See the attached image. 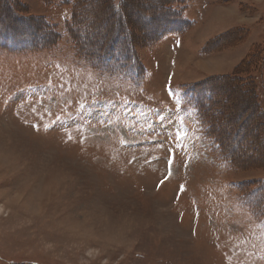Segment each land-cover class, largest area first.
Masks as SVG:
<instances>
[{"label":"rangeland","instance_id":"374dc122","mask_svg":"<svg viewBox=\"0 0 264 264\" xmlns=\"http://www.w3.org/2000/svg\"><path fill=\"white\" fill-rule=\"evenodd\" d=\"M159 1L88 4L81 38L114 37L92 62L70 6L0 0L23 46L61 37L0 50V264H264V0Z\"/></svg>","mask_w":264,"mask_h":264},{"label":"trees","instance_id":"16d2710c","mask_svg":"<svg viewBox=\"0 0 264 264\" xmlns=\"http://www.w3.org/2000/svg\"><path fill=\"white\" fill-rule=\"evenodd\" d=\"M96 1H100V0H47V4L48 6H70V12H71V16L68 19V23L66 24V29L64 30L66 37L70 39L72 46H73V50L75 55L77 56L78 59H83V60H87V61H92L96 58H98L100 56V54L103 53H108L109 49L112 45V42L114 40V37L110 35V31H111V26H107L106 28V37H104V40L102 41V39H99L100 37L98 35L94 36L92 39H85L86 37H84L83 39L81 38V26L83 23V15L82 12H84L86 6H88V4L90 3H94ZM188 1L190 0H169V1H164V0H160L159 1V5L158 7H156L157 12H159L160 10L166 9V10H170L169 7L173 6V5H177L178 3H180L181 5L186 4ZM101 4L102 7V3L103 2H99ZM105 4V3H104ZM126 4V0L122 1V4L119 5L113 3V0L109 2V6L111 8V15H113V17L118 20V19H122L119 18V15L117 13V11L119 10L120 13L122 14L123 9H121L120 7H124V5ZM152 5H150L149 7H151ZM10 7V5H9ZM9 7H6L5 9H8ZM12 8V7H10ZM154 8V6H153ZM100 9V8H99ZM102 9V8H101ZM98 13H100V11L98 9H96ZM103 11V10H101ZM10 12L14 13V9L10 10ZM96 11L92 13V16L94 18L95 13H97ZM169 12V11H167ZM102 13V12H101ZM172 15H175L176 18V13L174 11H172L171 17ZM180 16V15H179ZM21 16H17V22H22L25 23L26 20H23L20 18ZM123 22V20H122ZM45 25V23H43ZM47 25V24H46ZM48 26V25H47ZM187 28V26H182L181 29H179V33L185 31V29ZM91 30V29H90ZM169 30V29H168ZM166 30V32L168 31ZM52 31L53 33L49 32V35H44V33L38 31L37 33L32 32V34L29 33V36L31 37L30 40L27 42V44H24V40L28 39L27 36L25 37V33H20L17 31L16 26L14 25V23H9L8 20L6 18H0V50H5V52H12V53H21V51L24 49L26 53H36V52H40L42 50H47L52 48L53 46L57 45L56 43L59 41L60 35L59 33L56 34V32L54 31V28L52 27ZM55 32V33H54ZM123 32L125 33L126 31L123 30ZM170 32V31H168ZM178 32V29H177ZM37 34L40 36L39 38L43 39L42 41L39 42L38 40V36ZM48 37V38H47ZM110 37V38H108ZM124 37V35H123ZM123 37H121L123 39ZM32 38H34V40H31ZM37 38V40H36ZM119 38V39H121ZM95 40V41H94ZM96 40H101L102 43H98L95 44ZM122 43L125 44L124 39L121 40ZM94 42V44L92 43ZM21 43V44H20ZM133 57V54H130ZM120 59H118L119 61ZM123 62V61H122ZM211 88V85L209 84H198L194 87L193 90H202L203 88ZM194 99L198 100L196 98V94L194 93ZM211 106V104H210ZM204 107V106H203ZM200 111H201V115H202V108L200 107ZM221 143H225V141L220 140ZM219 141V143H220ZM221 145V144H220ZM225 147V144H224ZM223 150V149H222ZM231 165H235L236 161H234V159H231ZM261 185H263L264 180L261 182ZM244 191H248L246 189H244ZM260 192V191H259Z\"/></svg>","mask_w":264,"mask_h":264},{"label":"snow or ice","instance_id":"6c2138e0","mask_svg":"<svg viewBox=\"0 0 264 264\" xmlns=\"http://www.w3.org/2000/svg\"><path fill=\"white\" fill-rule=\"evenodd\" d=\"M176 104H177V106H180V101L179 100H177L176 101ZM82 107H83V105H82ZM179 110V107H177V111ZM148 129H150V131H149V135H155L156 133H155V129H153L152 128V126H151V124H149L148 125ZM148 129H146V130H148ZM165 131H170V129H165ZM161 134H163V133H161ZM168 137H166V139H167ZM69 139H71L70 137H69ZM170 139H173V140H175L177 143H180L181 141H182V136H181V134H180V132L179 131H177V132H175L171 137H170ZM153 143H157L156 141H153ZM176 149L175 148H171L170 147V149H169V151H168V154H167V157L166 158H161V157H157L156 159L157 160H161V159H164V162H165V164H166V166H167V168H168V175H166L165 177H164V179L163 180H161L160 182H159V184H158V187L160 186V185H162L163 183H165L168 179H170V177H171V175H172V166H173V164H174V161H175V159H176ZM184 191V185H180V192L182 193Z\"/></svg>","mask_w":264,"mask_h":264}]
</instances>
